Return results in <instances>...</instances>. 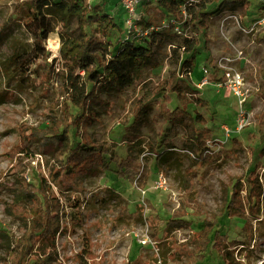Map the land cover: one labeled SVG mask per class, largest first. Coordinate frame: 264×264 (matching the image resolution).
<instances>
[{
  "label": "rangeland",
  "instance_id": "1",
  "mask_svg": "<svg viewBox=\"0 0 264 264\" xmlns=\"http://www.w3.org/2000/svg\"><path fill=\"white\" fill-rule=\"evenodd\" d=\"M22 1L0 0V264H8L10 248L26 232L28 218L33 217V194L40 191L62 204L61 230L55 235L62 264H225L216 248L202 251L192 242L207 222L226 241L223 253L230 263L264 264V194L258 214L245 212L251 233L243 228L244 218L224 210L234 182L245 209L250 204L245 198L249 176H257L264 193L260 132L264 130V0L225 6L207 15L208 29L206 37L198 36L195 64L187 79L180 80L197 91L186 94L192 102L187 108L190 116L183 120L187 127L195 115L200 117L193 125L210 140L206 161L191 160L186 128L166 121L159 112L161 102L169 110L178 106L176 95L152 94L160 80L191 56L183 45L185 39L195 38L189 28L166 30L152 47L153 63L145 65L122 92H102L91 101L93 116L76 133L72 131L76 142L101 144L107 147V159L132 158L133 165L120 167L110 161L103 172L76 176L71 185L54 175L56 161L39 151L32 130L42 129L48 136L50 127L60 125L66 108L78 111L66 89L69 69L60 58L62 29L54 21L44 42L47 55L34 58L21 81L11 76L8 58L29 57L33 47V39L16 17ZM92 1H106L121 29L114 34L122 38L126 16L119 10V0ZM207 7L215 9L213 3ZM136 15L154 22L164 19L155 0H141ZM70 28L77 29L74 19ZM48 38L59 43L58 55L48 50ZM234 78L242 93L241 105L231 84ZM197 97L205 106L195 102ZM138 102L147 103L149 114L144 123L133 125ZM240 106L246 123L236 131ZM224 127L233 130L227 138ZM171 128L175 133L167 142L171 147L156 161L152 137L161 153L167 148L163 137ZM129 135L136 140L130 142ZM22 136L30 138L29 144L21 141Z\"/></svg>",
  "mask_w": 264,
  "mask_h": 264
},
{
  "label": "trees",
  "instance_id": "2",
  "mask_svg": "<svg viewBox=\"0 0 264 264\" xmlns=\"http://www.w3.org/2000/svg\"><path fill=\"white\" fill-rule=\"evenodd\" d=\"M155 2L164 19L154 22L136 15L134 23L141 33L146 32V35L125 30L122 38L114 34V31L120 32L121 29L113 15L107 11L106 1L93 3L92 0H24L16 6L18 23L33 39L29 57L23 54H13L8 58L9 66L13 70L11 76H18L19 81L30 72L29 66L34 62V58L47 55L44 42L48 34L53 31L54 21L59 23L62 29L59 34L60 58L68 64L69 69L66 89L69 100L78 111L71 113L66 108L60 125L54 124L50 127L51 131L48 136L42 129L32 130L33 138L40 148L39 151L43 154L49 153L56 161L57 170L54 175H58L67 185H71L76 176L103 172L110 161L120 167L133 165L132 158L118 160L109 157L107 159V147L101 144L83 139L76 142L74 132H77L86 119L93 116V111L89 108L91 101L98 100L102 92H122L125 87L132 84L134 77L145 65L149 62L153 63L152 47L157 37L166 30L173 31L175 25L179 26V29L189 28L194 33L195 38L185 39L183 45L185 51L191 53V56L182 61L178 71H172L167 79L160 80L154 86L152 94L174 93L176 95L179 105L169 110L165 103L161 102L159 112L166 121L174 125L181 124L186 128L191 160L204 162L206 156L211 153L210 140H207L203 133L193 125V122L201 121L200 117L195 115L187 127L183 120L190 116L187 108L192 102L187 99L186 94H195L197 91L188 83L183 85L180 80L187 79L195 64L198 36L206 37L208 26L205 17L216 14L225 6H243L249 0H155ZM212 3L215 9L210 10L207 6ZM261 8L264 12V1ZM73 19L77 26L75 31L70 28ZM162 21H165L167 25H163ZM205 42L206 39L203 43ZM5 73L8 75L7 71ZM195 102L202 107L205 106L204 101L198 97ZM148 114L147 103L138 102L133 111V125L144 123ZM260 132L264 135L263 129H260ZM174 134L171 128L163 137L162 143L167 148L161 153L153 144L157 143L156 138L152 137L150 148L156 161L166 156L171 147L167 142ZM29 139V137L22 136L21 141L29 144ZM127 139L130 142L136 140L131 135L127 136ZM247 182L249 187L245 189V198L248 203L250 202L247 208L245 209L234 182L231 184L224 210L227 215L244 218L243 228L251 233V225L246 220L245 212L250 216L258 214L260 200L264 193L256 175L249 176ZM39 193L33 194L35 196L31 209L33 217L28 218L26 232L22 237L17 238L10 248L8 264H62L57 256L55 245V235L61 230L59 212L62 204L57 199L48 198L42 191ZM213 227L214 224L205 223L201 231L193 235L192 242L202 251L207 246H213L222 253V260L225 264H232L223 253L226 241L218 236L217 231H212ZM133 264H138V262Z\"/></svg>",
  "mask_w": 264,
  "mask_h": 264
},
{
  "label": "built area",
  "instance_id": "3",
  "mask_svg": "<svg viewBox=\"0 0 264 264\" xmlns=\"http://www.w3.org/2000/svg\"><path fill=\"white\" fill-rule=\"evenodd\" d=\"M141 0H119V10L123 11V13H125V29L126 31H135L136 33H140L141 35H146V32H142L138 29L137 25L134 23V19L136 17V7L140 4ZM163 25H167L165 24V21L161 22ZM171 23H173V21H171ZM173 30L175 32H180L179 26H174ZM206 72V71H205ZM233 90L236 91V95L238 97V99L240 100L239 105H241L243 98H241V92L239 91V87L236 86V81L235 78L233 79V81L231 82ZM237 120H236V125L234 127V129L236 131H239L246 123V116H245V112L242 109V107L240 106V110L238 112L237 115ZM224 132H225V137L227 138L229 136V132L233 131L232 129L228 128V127H224L223 128ZM226 140H221L218 141L219 143H223ZM159 185H161V181H159Z\"/></svg>",
  "mask_w": 264,
  "mask_h": 264
},
{
  "label": "bare ground",
  "instance_id": "4",
  "mask_svg": "<svg viewBox=\"0 0 264 264\" xmlns=\"http://www.w3.org/2000/svg\"><path fill=\"white\" fill-rule=\"evenodd\" d=\"M47 48L51 52L52 56H56L59 53V43L54 38H48Z\"/></svg>",
  "mask_w": 264,
  "mask_h": 264
}]
</instances>
